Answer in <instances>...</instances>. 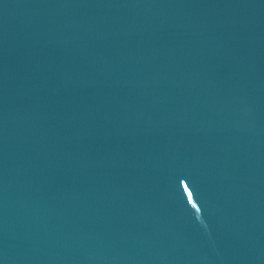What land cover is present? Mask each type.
Returning a JSON list of instances; mask_svg holds the SVG:
<instances>
[{
  "label": "water",
  "instance_id": "1",
  "mask_svg": "<svg viewBox=\"0 0 264 264\" xmlns=\"http://www.w3.org/2000/svg\"><path fill=\"white\" fill-rule=\"evenodd\" d=\"M0 264H264V0H0Z\"/></svg>",
  "mask_w": 264,
  "mask_h": 264
}]
</instances>
